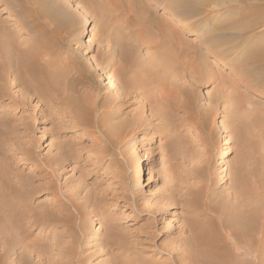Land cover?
<instances>
[{
    "label": "rangeland",
    "instance_id": "374dc122",
    "mask_svg": "<svg viewBox=\"0 0 264 264\" xmlns=\"http://www.w3.org/2000/svg\"><path fill=\"white\" fill-rule=\"evenodd\" d=\"M3 1L0 264H205L185 258L196 254L181 245L190 220L214 231L222 214L231 246L225 220L238 235L229 219L250 199L243 230L257 228L254 264H264V0ZM153 18L208 49L187 80L148 88L124 73L153 52L135 39ZM25 57L52 59L54 82L28 85ZM240 258L221 264H250Z\"/></svg>",
    "mask_w": 264,
    "mask_h": 264
},
{
    "label": "bare ground",
    "instance_id": "6f19581e",
    "mask_svg": "<svg viewBox=\"0 0 264 264\" xmlns=\"http://www.w3.org/2000/svg\"><path fill=\"white\" fill-rule=\"evenodd\" d=\"M16 1H17V3L22 4L26 0H16ZM209 1H211V3L213 1V2H217L219 4L224 5L226 2H230V1H234V0H172L171 2H175V3L177 2L178 3L177 6H179L181 4L180 2H187L189 4H192V5L199 7L201 4L202 5L207 4V2H209ZM169 4H170V2H169ZM167 8L168 7L164 8V9H167ZM176 18H177V16H176ZM8 20H11V18H9ZM178 21L181 22L180 17H178ZM153 22H154V23H152L153 29H151V31L145 30V34H143V32L140 31L139 35H141V36L135 38L136 40H138L137 42L139 44L140 43L145 44V48L147 50L152 49L153 52L151 51V53L148 54L147 62L146 61H141L140 63L134 62L135 67H136V68H134L135 70L132 69V65H130V64H129V66L124 65V67H126L125 70L123 67V71H125L124 73L134 71V78H137L139 81H143V83H145L148 88H151L152 84H154L155 81L161 80L160 83L162 82L163 84H167L169 82H172V84H173V81H175L174 78H176V77H180L181 79L185 78L184 80H187V78L190 77L189 76L190 74H188V73H192L194 71L196 72L198 70V66H197L198 61H196L197 56H199L202 53L206 55L207 54L206 50H208V49L203 47L202 45H199L196 43H190V42L186 41L184 39V37H182L183 35H181L182 32L180 30H178V28L180 26L178 27L177 24H180L179 22H176V24H170L167 21L163 22L161 19L157 20L155 18H153ZM182 25L184 26V24H182ZM90 30H91V28L89 27V25L85 26L84 34L88 33ZM183 31L184 32H192L193 29L189 28V26L185 25L183 28ZM4 34H5L4 30H2V28L0 27V37L3 38L2 35L4 36ZM144 36H146V38H142ZM3 51H4V48H2V44H0V72L7 70V68H8V63L5 61L6 55H5V52H3ZM35 59H36L35 57H30L29 59H27V58L24 59L25 60L24 62H23V60L19 61L20 62L19 65L22 66L21 70H22V68H25L26 72L28 73V77L25 75L27 77V79L25 80L26 83H28V85H30L29 83L35 81L40 86H45V85L50 86L52 84L51 82H54L53 77L57 75L55 70H52L50 68V66H54L53 65L54 61L52 59H50V61H48V64H46V65H43V64L37 65ZM261 59H262V57H261ZM38 60H40V59H38ZM210 65L212 66L213 64L211 63ZM17 66H18V62H17ZM74 68L76 69L77 74L79 76L85 72V69L83 68V66L78 64V63L75 64ZM82 70H83V72H82ZM185 76H187V77H185ZM2 79H4V76L2 77ZM98 79H100V80L105 79V76L103 75L102 72H99ZM4 83H5V81H1L0 85H3ZM176 83L178 84V82H176ZM154 112L155 111H153V113ZM144 139H145V135H143L139 141L142 142ZM140 155L138 154L136 157V159H137L136 164L137 165L141 164V157L142 156H140ZM137 168H139V167H137ZM138 170H140V168ZM147 182L150 183V180H148ZM248 201L250 203L245 201L244 208H242V206L240 208H238V212L235 215L236 216L235 218L229 219L231 222L234 221L233 224H239L240 228H239L238 235H236L234 230L230 227L229 221L225 220V223L228 225L227 226L228 229L226 232H227L229 239H230V242L232 243L233 246L232 245L230 246L224 240V238L221 237L222 235L220 234V231H219L220 230L219 229L220 224L218 222V219H219V216H221L222 214L217 215L218 214L217 213L216 214L217 216L214 214L215 215L214 220L216 222L215 224L218 225L217 228L214 227L215 232L210 229L211 226H209L210 231H209V229L207 230V227L198 229V228H196L197 225H193V224H197V221L195 219H194L195 221L190 220L191 226L188 229H186V231L188 230V231H190V233L187 235L184 234L185 235L184 237L182 236L183 241L181 240L182 241L181 245L182 246H184V244H185V246L188 245L192 250L194 249V251H196V254L195 253L190 254V255L186 254L185 255L186 257L185 256L184 257L187 258L189 261H193V262H203L205 264H221L222 263L221 261L224 260V259L223 260H221V259L224 258L225 256H228V253H231V256L233 258H236V257L240 258L238 256H241L240 259L248 260V262L250 264H252V262L254 264V262L256 261V258L259 257V253H258L259 251L256 247L259 242H258V240H256V237H255V231H257V228L250 225L247 230H243V227H246L247 223L252 222L255 219V215H256L255 214L256 213V211H255L256 207H255V205H253L254 204L253 200L250 199ZM236 202L238 203L239 201L236 200ZM236 202H235V204H236ZM194 222H196V223H194ZM211 231L214 233H212ZM156 235H157V232H156ZM114 236H115V234H114ZM118 236H119V234H118ZM154 237H156V236H154ZM110 241H113V240H109L108 244L110 243ZM137 241H139V239ZM185 241L187 242V244L185 243ZM33 243H32V246H33ZM40 245H41V243H40ZM159 245H158V248H159ZM120 249H122V248H120ZM164 249H165V247H164ZM142 250L145 251L144 248H142ZM126 251L127 250H124V256H125ZM127 252H126V255H128L130 253V251L128 253ZM131 255L135 256V254H132V253H131ZM170 255H172V254H170ZM36 258H37L36 260H34V261L32 260L34 264H55V262H52L50 260L49 256H47V257L38 256ZM177 260H178V258H177ZM154 262H155V260H154ZM172 262H175V261H172ZM123 263H125V262H123ZM123 263H121V264H123ZM81 264H83V262ZM134 264H157V263H153V261L151 262L150 259L148 261L147 260L143 261V260L137 259V257H136V259L134 260Z\"/></svg>",
    "mask_w": 264,
    "mask_h": 264
}]
</instances>
